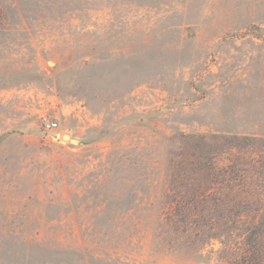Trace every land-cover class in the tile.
I'll return each mask as SVG.
<instances>
[{
  "label": "rangeland",
  "instance_id": "obj_1",
  "mask_svg": "<svg viewBox=\"0 0 264 264\" xmlns=\"http://www.w3.org/2000/svg\"><path fill=\"white\" fill-rule=\"evenodd\" d=\"M234 136L261 207L264 0H0V264H229L164 217Z\"/></svg>",
  "mask_w": 264,
  "mask_h": 264
},
{
  "label": "trees",
  "instance_id": "obj_2",
  "mask_svg": "<svg viewBox=\"0 0 264 264\" xmlns=\"http://www.w3.org/2000/svg\"><path fill=\"white\" fill-rule=\"evenodd\" d=\"M222 139L232 141L227 146L230 151L228 154L235 159L228 160L225 168L217 169L210 162L214 155L223 150L225 152ZM212 140L214 146L210 156L197 154L190 156L189 160H181L184 168L192 167L190 173L185 171L187 178L202 173L204 180L193 178L189 183L186 178L177 182L180 170L172 171L166 200L169 211L164 221L187 245L217 243V254L227 259L229 264H264V205L258 207L249 200V196L255 193L253 188L246 185L236 187L219 173L234 175L238 172V156L232 150L241 152L238 142L248 140V137H220ZM253 141L257 143V140ZM254 151L259 150L256 148ZM207 163L208 171H204L203 167ZM193 165L198 168L194 169Z\"/></svg>",
  "mask_w": 264,
  "mask_h": 264
},
{
  "label": "built area",
  "instance_id": "obj_3",
  "mask_svg": "<svg viewBox=\"0 0 264 264\" xmlns=\"http://www.w3.org/2000/svg\"><path fill=\"white\" fill-rule=\"evenodd\" d=\"M41 129L44 133H53L58 129V123L50 117L44 115L41 117Z\"/></svg>",
  "mask_w": 264,
  "mask_h": 264
},
{
  "label": "water",
  "instance_id": "obj_4",
  "mask_svg": "<svg viewBox=\"0 0 264 264\" xmlns=\"http://www.w3.org/2000/svg\"><path fill=\"white\" fill-rule=\"evenodd\" d=\"M63 138H66L69 142H71L72 144H78V141L70 138L68 135H63Z\"/></svg>",
  "mask_w": 264,
  "mask_h": 264
}]
</instances>
